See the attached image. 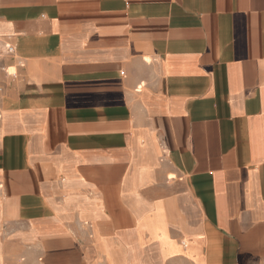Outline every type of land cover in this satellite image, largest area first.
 Returning a JSON list of instances; mask_svg holds the SVG:
<instances>
[{
    "label": "crops",
    "instance_id": "obj_1",
    "mask_svg": "<svg viewBox=\"0 0 264 264\" xmlns=\"http://www.w3.org/2000/svg\"><path fill=\"white\" fill-rule=\"evenodd\" d=\"M0 264H264V0H0Z\"/></svg>",
    "mask_w": 264,
    "mask_h": 264
},
{
    "label": "built area",
    "instance_id": "obj_2",
    "mask_svg": "<svg viewBox=\"0 0 264 264\" xmlns=\"http://www.w3.org/2000/svg\"><path fill=\"white\" fill-rule=\"evenodd\" d=\"M15 53V49L11 44H0V60L4 55H13Z\"/></svg>",
    "mask_w": 264,
    "mask_h": 264
}]
</instances>
